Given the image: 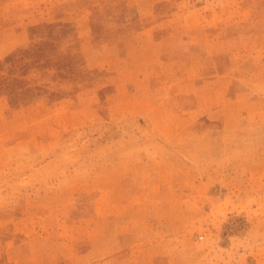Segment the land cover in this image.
Segmentation results:
<instances>
[{"label":"rangeland","instance_id":"1","mask_svg":"<svg viewBox=\"0 0 264 264\" xmlns=\"http://www.w3.org/2000/svg\"><path fill=\"white\" fill-rule=\"evenodd\" d=\"M0 264H264V0H0Z\"/></svg>","mask_w":264,"mask_h":264}]
</instances>
